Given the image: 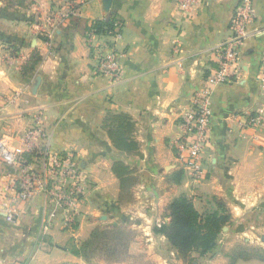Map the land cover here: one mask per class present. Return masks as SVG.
<instances>
[{"label": "crops", "instance_id": "crops-1", "mask_svg": "<svg viewBox=\"0 0 264 264\" xmlns=\"http://www.w3.org/2000/svg\"><path fill=\"white\" fill-rule=\"evenodd\" d=\"M60 1L0 0V140L30 160L22 137L39 118L38 143L76 156L90 187L74 230L67 210L43 195L16 201L13 221L0 214V264H264V117L260 126L241 125L260 110L264 115V0H254L238 78L212 93L213 138L202 182L177 157L181 116L207 87L215 47L232 37L240 0H202L192 16L182 14L178 0H78V16L41 35L35 21ZM98 20L118 23L115 35L100 38L120 54L117 82L95 71L87 33ZM35 53L40 62L25 72ZM115 114L133 123L123 147L111 136ZM20 174L0 155V189ZM181 196L202 214L220 204L231 214L207 255L184 258L155 232ZM112 226L130 239L118 259L77 253L95 229Z\"/></svg>", "mask_w": 264, "mask_h": 264}, {"label": "built area", "instance_id": "built-area-1", "mask_svg": "<svg viewBox=\"0 0 264 264\" xmlns=\"http://www.w3.org/2000/svg\"><path fill=\"white\" fill-rule=\"evenodd\" d=\"M183 15L192 16L201 8L202 0H178ZM80 14L78 0H62L43 18H37L36 30L43 36H52L67 20ZM255 20L254 0H240L231 19L232 37L215 47L216 67L207 77V87L196 92L190 100L189 108L181 116L183 134L177 140V157L182 168L191 172L196 181L207 179L205 150L213 138L211 97L215 88L234 82L241 70V59L249 27ZM44 22V23H40ZM117 22L105 32H98L96 23L89 25L87 42L93 44L95 71L99 75L117 82L122 77L120 54L101 35H115ZM99 38V39H97ZM261 83L264 89V48L260 63ZM263 111L250 115L241 123L244 127L260 126ZM41 120L28 130L22 141L29 148L30 160L23 158L8 146V140H0V155L8 164L18 165L21 174L0 189V214L7 220L15 219L13 205L19 199H32L43 195L67 210L66 222L74 230L77 224V206L85 198L90 184L76 156L70 153H52L38 143L42 137ZM8 138V137H7Z\"/></svg>", "mask_w": 264, "mask_h": 264}, {"label": "trees", "instance_id": "trees-1", "mask_svg": "<svg viewBox=\"0 0 264 264\" xmlns=\"http://www.w3.org/2000/svg\"><path fill=\"white\" fill-rule=\"evenodd\" d=\"M17 1L20 3V0ZM96 22L98 32L112 27V21L98 20ZM40 60L41 56L35 53L24 67V71L35 69ZM110 120L118 123V130L115 132L111 130L113 141L118 147H123L133 130V123L123 114L112 115ZM132 147H135L134 143ZM167 217V221L155 227V232L165 235L185 258L192 252L202 256L211 253L217 245V239L223 228L230 222L231 214L222 204L219 205V210L202 214L189 198L181 196L167 206ZM129 242L130 239L119 227L97 228L77 250V253L91 258V254L99 251L114 257L123 253Z\"/></svg>", "mask_w": 264, "mask_h": 264}, {"label": "rangeland", "instance_id": "rangeland-1", "mask_svg": "<svg viewBox=\"0 0 264 264\" xmlns=\"http://www.w3.org/2000/svg\"><path fill=\"white\" fill-rule=\"evenodd\" d=\"M93 23H97V22H91L89 25L93 24ZM122 255V253L120 254H117V256H114V257H110L108 256L107 254L103 253V252H94L93 254H91V257L94 258V259H97V260H115V259H118L117 257H120Z\"/></svg>", "mask_w": 264, "mask_h": 264}]
</instances>
